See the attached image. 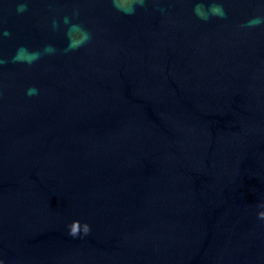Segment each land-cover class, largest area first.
<instances>
[{
	"label": "water",
	"instance_id": "water-1",
	"mask_svg": "<svg viewBox=\"0 0 264 264\" xmlns=\"http://www.w3.org/2000/svg\"><path fill=\"white\" fill-rule=\"evenodd\" d=\"M254 18L264 0H0V264H264Z\"/></svg>",
	"mask_w": 264,
	"mask_h": 264
},
{
	"label": "clouds",
	"instance_id": "clouds-1",
	"mask_svg": "<svg viewBox=\"0 0 264 264\" xmlns=\"http://www.w3.org/2000/svg\"><path fill=\"white\" fill-rule=\"evenodd\" d=\"M140 3L143 4V0H140ZM205 5L203 3H197L195 5V8H194V12L197 14L198 17L202 18V19H208V16L207 15H204L203 13V9H204ZM26 10V5L25 4H21L18 6V11H25ZM208 11L212 14V15H220V16H223L224 15V12H223V8L221 5L217 4V3H211L209 6H208ZM261 23H264V19L262 18H254L252 20H250L248 22V25L249 27H252V26H256V25H259ZM6 35H9V33H5ZM32 56L36 57L38 56V53H33L31 54ZM37 92L36 89H30L29 90V94L32 95V94H35ZM262 217H264V213L261 214ZM70 235H76V232L75 231H70L69 232Z\"/></svg>",
	"mask_w": 264,
	"mask_h": 264
}]
</instances>
